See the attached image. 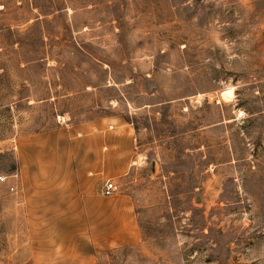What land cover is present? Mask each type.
Wrapping results in <instances>:
<instances>
[{"label":"rangeland","instance_id":"374dc122","mask_svg":"<svg viewBox=\"0 0 264 264\" xmlns=\"http://www.w3.org/2000/svg\"><path fill=\"white\" fill-rule=\"evenodd\" d=\"M0 176V264H264V0H0Z\"/></svg>","mask_w":264,"mask_h":264},{"label":"crops","instance_id":"0c3cea01","mask_svg":"<svg viewBox=\"0 0 264 264\" xmlns=\"http://www.w3.org/2000/svg\"><path fill=\"white\" fill-rule=\"evenodd\" d=\"M50 135H51V133H50ZM108 180H113V179H108ZM45 184L46 185H39L41 188L36 190V198L39 200L42 196V192L47 193L45 195V199H47L48 203H50V207H52V203L54 201L59 200V199L64 200L63 204L60 203V208L67 207L68 203L70 201V198L74 197V194L77 192V190H74L73 186L71 187L69 185H61L60 186L61 189L58 190L56 188H58L59 186H54V185H52L53 183H45ZM58 191L61 192L62 194L58 195ZM102 191H103V188H102ZM107 197H109V196H107ZM76 201H77V199H76Z\"/></svg>","mask_w":264,"mask_h":264},{"label":"built area","instance_id":"2783aa9c","mask_svg":"<svg viewBox=\"0 0 264 264\" xmlns=\"http://www.w3.org/2000/svg\"><path fill=\"white\" fill-rule=\"evenodd\" d=\"M0 180H2V181L5 180V177L0 176ZM117 190H118V186L115 183V181L108 180L103 187V194L105 196H112L117 192Z\"/></svg>","mask_w":264,"mask_h":264},{"label":"bare ground","instance_id":"6f19581e","mask_svg":"<svg viewBox=\"0 0 264 264\" xmlns=\"http://www.w3.org/2000/svg\"><path fill=\"white\" fill-rule=\"evenodd\" d=\"M227 96L232 94V90L226 92ZM230 97V96H229Z\"/></svg>","mask_w":264,"mask_h":264}]
</instances>
